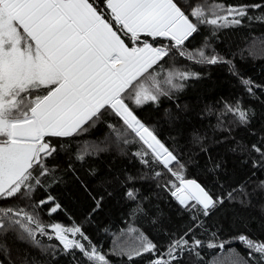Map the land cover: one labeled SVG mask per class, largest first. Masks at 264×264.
Wrapping results in <instances>:
<instances>
[{"label":"snow or ice","instance_id":"snow-or-ice-1","mask_svg":"<svg viewBox=\"0 0 264 264\" xmlns=\"http://www.w3.org/2000/svg\"><path fill=\"white\" fill-rule=\"evenodd\" d=\"M249 8H264V4L213 3L207 8L197 4L186 14L176 0H100L98 6L90 0H0V201H20L0 205V235L18 232L20 239L31 241L45 252L52 250L54 259L57 251L71 254L75 264H80L76 252L88 264H111L109 254L128 260L151 254L153 259L148 264H173L186 251L203 260L198 249L205 246L204 241L194 234L191 240L186 238L193 227H202V222L171 238L163 252L144 232L129 226L122 234L130 240L105 254L81 225L72 222L66 226L41 218L40 210L45 205H51L49 218L61 210L53 196L39 201H33L32 196L37 188H47L57 181L58 164L49 161H55L61 152L67 153L70 141L104 121L106 115L120 122L107 124L116 145L139 144L132 155L145 167L151 169L156 164L170 174L172 179L164 187L186 210L207 217L225 200H236L235 193L247 196L243 186L214 195L195 179L186 178V165L134 108L158 106L161 97L171 98L173 92L184 89L186 81L200 78L197 72L166 69L165 64L177 55L196 64L227 65L229 73L239 77L232 60L214 49L208 54L207 43L191 51L185 42L198 32L199 25L212 26L215 34L217 28L241 25L245 17L253 19L248 16ZM239 78L250 95L255 94L254 88L264 87ZM207 111L213 114L211 107ZM229 113L241 126L248 125L254 115L240 100L235 104L225 102L217 115L218 127L223 128L221 117ZM194 139L201 142L203 137ZM104 151L106 146L84 141L77 147L75 158L83 161ZM231 151L255 152L260 160L254 159L252 166L264 167V146L252 144L249 148L237 142ZM220 167V163L214 165L216 170ZM162 175L152 169V178ZM138 179H147V175H128L123 182L127 185L124 195L133 202L139 198V189L134 187ZM258 187L264 190V180ZM102 200H96L93 211L100 208ZM240 203L246 206L251 202L240 199ZM141 212L137 204L132 215ZM192 219L198 221V216ZM38 237L58 244L43 245ZM233 240L248 250V257H224L221 264H264V241L244 234ZM226 243L230 241L210 240L206 246L223 250ZM219 259L213 257L209 264Z\"/></svg>","mask_w":264,"mask_h":264},{"label":"trees","instance_id":"trees-1","mask_svg":"<svg viewBox=\"0 0 264 264\" xmlns=\"http://www.w3.org/2000/svg\"><path fill=\"white\" fill-rule=\"evenodd\" d=\"M90 2L98 6L100 0ZM176 2L186 14L197 4L206 8L213 3L226 6L264 4V0ZM98 10L103 11L99 7ZM248 16L253 19L245 17L241 25L217 28L215 34L212 26L199 25L198 32L185 42V47L194 51L207 43L208 54H212L214 49L219 55L232 60L239 77L264 86V20L256 19L264 17V8H249ZM165 68L197 72L200 78L186 81L184 89L173 92L171 98L161 97L158 106L148 104L134 108L137 116L147 126L154 128L161 141L186 165V178L195 179L214 195L243 186L247 196L235 193L238 197L236 200H225L207 217L186 210L164 187L172 179L170 174L156 164H152L151 169L145 167L132 155L140 148L139 144L116 145L107 124L119 125L120 122L118 118L106 115L104 121L70 141L67 153L61 152L55 161H49L50 164H58L57 181L47 188H37L32 200L53 196L55 202L60 203L61 210L49 218L47 210L51 205H45L40 210L41 218L59 221L66 226H71L72 222L81 225L92 242L100 246L105 254L130 240L122 234V230L126 231L129 226L144 232L158 245L159 252H163L171 238L182 236L189 227L202 222V227H193V233L186 238L191 240L194 234L195 238L204 241L205 246L198 249L203 260L186 251L182 259L173 261V264H209L213 257H219L216 264H221L224 257L235 258L236 254L246 259L248 250L233 237L244 234L253 240L264 241V190L258 187L259 182L264 180V167L252 166L254 159L260 160L255 152H233L231 149L237 142L249 148L252 144L264 146V87L254 88L255 94L250 95L241 85L240 78L229 73L227 65L196 64L178 55L169 60ZM237 100L254 113L250 123L241 126L229 113L221 117L223 128L218 127L217 115L223 111L224 103L235 104ZM209 107L213 109L211 115L207 111ZM197 136L203 137V140L197 142L194 139ZM84 141L100 143L102 147H107V151L79 161L75 158L76 149ZM217 163L221 164L218 170L214 169ZM152 169L161 171L163 175L152 178ZM142 174H146L147 179H138L134 184L139 189L138 201H130L124 195L127 185L123 182L128 175ZM101 197L100 208L93 211L96 200ZM240 199L250 200L251 203L242 205ZM10 203L18 204L20 201H0V205ZM137 204L143 212L133 216ZM193 215L198 216V221L192 219ZM213 233L216 234L215 238ZM38 238L43 245L58 244L47 237ZM210 240L214 243H230H226L223 250L209 249L206 245ZM0 245V264H75L71 254L64 255L57 251L54 259L52 250L45 252L31 241L20 239L18 232L9 231L0 235ZM231 249L235 253L230 252ZM107 258L111 264H148L153 256L144 254L128 260L126 256L109 254ZM76 261L88 264L79 252H76Z\"/></svg>","mask_w":264,"mask_h":264}]
</instances>
